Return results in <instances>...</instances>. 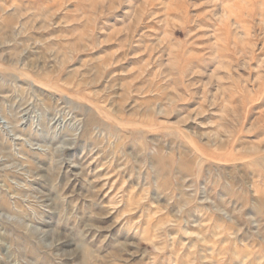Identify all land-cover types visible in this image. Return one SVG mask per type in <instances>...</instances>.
Listing matches in <instances>:
<instances>
[{"label":"rangeland","instance_id":"1","mask_svg":"<svg viewBox=\"0 0 264 264\" xmlns=\"http://www.w3.org/2000/svg\"><path fill=\"white\" fill-rule=\"evenodd\" d=\"M0 264H264V0H0Z\"/></svg>","mask_w":264,"mask_h":264}]
</instances>
